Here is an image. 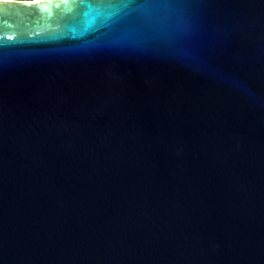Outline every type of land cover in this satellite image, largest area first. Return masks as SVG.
Instances as JSON below:
<instances>
[{
    "label": "water",
    "instance_id": "1",
    "mask_svg": "<svg viewBox=\"0 0 264 264\" xmlns=\"http://www.w3.org/2000/svg\"><path fill=\"white\" fill-rule=\"evenodd\" d=\"M0 264H264V0H0Z\"/></svg>",
    "mask_w": 264,
    "mask_h": 264
}]
</instances>
